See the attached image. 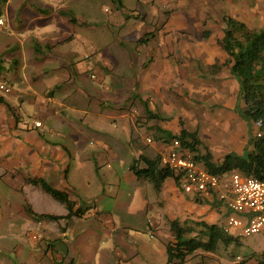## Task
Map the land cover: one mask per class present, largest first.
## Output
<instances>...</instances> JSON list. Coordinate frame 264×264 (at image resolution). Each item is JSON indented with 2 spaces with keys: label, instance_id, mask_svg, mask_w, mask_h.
<instances>
[{
  "label": "rangeland",
  "instance_id": "obj_1",
  "mask_svg": "<svg viewBox=\"0 0 264 264\" xmlns=\"http://www.w3.org/2000/svg\"><path fill=\"white\" fill-rule=\"evenodd\" d=\"M39 7L61 16L63 20L51 22H65L61 28L66 40L71 34L67 27L83 22L70 43L75 44L70 54L47 51L41 38L48 33L31 37L24 29V21L41 14ZM0 10L4 19L0 86L6 84L10 93L16 92L0 89L10 108L6 110H18L26 121L36 117L45 121L47 146L65 157L56 161L54 171L39 176L55 187L66 186L79 205L89 208L84 217L68 219V235L61 223L32 217L26 211L30 199L38 212L67 209L39 187L34 193L25 189L27 196L21 184L33 172H27L25 165L14 177L2 168L1 159L0 264H166L171 218L188 212L194 220L225 222L224 206L199 202L177 183L175 193L184 202L166 188L170 195L159 198L170 214L164 216L155 204L154 185L136 179L130 165L138 152L149 157L159 154L158 146L165 142L158 139L156 127L171 134L188 129L203 142L200 151L205 152L206 146L216 162L230 152L252 149L249 133L257 130V124L248 123L239 112L244 105L239 83L224 63L227 55L217 38L223 35L225 14L264 29V0H122L121 9L115 0H0ZM63 10L79 19L71 21ZM207 31L210 37L205 36ZM151 32L149 42L138 43ZM46 51V61L32 67L33 55ZM48 55L59 67L64 66L61 60L72 65L53 72ZM94 61L107 62L110 68L105 73ZM70 88L71 98L57 99ZM147 107L161 119H149ZM3 148L1 141L0 158ZM263 252L264 232H260L242 235L240 244L216 252L199 250L185 264H233L247 257L256 264L251 254Z\"/></svg>",
  "mask_w": 264,
  "mask_h": 264
},
{
  "label": "trees",
  "instance_id": "obj_2",
  "mask_svg": "<svg viewBox=\"0 0 264 264\" xmlns=\"http://www.w3.org/2000/svg\"><path fill=\"white\" fill-rule=\"evenodd\" d=\"M7 2V0H3ZM118 7L122 8V0H115ZM63 15L69 16L71 21L76 22V18L69 11L63 10ZM1 16V10H0ZM225 24L223 35L217 38V42L227 57L225 65L230 73L239 83V99L244 102L240 108L243 118L248 122H255L257 130H250L249 144L252 149L244 154L230 152L225 155L221 162L213 159V153L205 146V152L200 151L199 146L203 142L196 134L186 128H182L179 134H171L170 131L156 127L158 139L166 144L177 139L183 148L193 153L194 158L202 162L207 170L215 174H224L230 171H238L245 176H253L264 180V29L252 28L245 21L225 14L223 18ZM210 31L205 33L210 37ZM154 36L151 32L139 38L138 43H147ZM0 64L1 58H0ZM1 67L0 69H2ZM0 96V101H3ZM12 109V108H11ZM14 110V109H12ZM149 119H161L157 113L150 108L146 109ZM15 112V111H13ZM161 154L149 157L140 154L130 165V170L139 180L149 181L154 185L157 192H161L167 178H174L180 186V179L173 168L164 166L160 161ZM27 183L40 187L50 194L55 200L65 205L68 210L67 215L54 213H39L28 203L26 211L36 219H49L60 223L65 220L62 226L67 230L68 219L73 217H84L89 208L79 205L70 194L62 189L56 188L44 177L26 178ZM196 200L202 203H210L201 197ZM217 204L216 201L211 202ZM172 239L166 242L167 263L185 264L189 256L196 254L199 250L205 252H216L220 247L229 248L233 244H240L241 237L233 236L223 229L219 223H210L206 220H185L173 219L169 221ZM250 257H255L256 264H264V252L261 255L252 253ZM249 257L235 261L233 264H250Z\"/></svg>",
  "mask_w": 264,
  "mask_h": 264
},
{
  "label": "crops",
  "instance_id": "obj_3",
  "mask_svg": "<svg viewBox=\"0 0 264 264\" xmlns=\"http://www.w3.org/2000/svg\"><path fill=\"white\" fill-rule=\"evenodd\" d=\"M39 8H40L39 11H41V14H36L37 17L33 14L30 19H27L26 21H24V24H23L25 26L24 29L29 30L31 37H33L34 35H42V34L48 33V37H42L41 38V40L43 39L42 41H44V43H45V47H46L47 51L51 50L53 52H58L60 54H63L64 52H66L68 54L70 51L74 50L75 44L71 46L70 43L73 44V42L76 40L77 37H76L75 33L78 30L77 26L79 23H83V22L78 21L79 23L77 25H75L74 27H70V28L67 27V33L71 32V34L70 33L68 34V39L66 40L64 38L65 29L61 28V25H63L65 22L60 21V22H62V24H60L59 22H57L56 24H53L51 22L53 18H56L58 20H63L61 18V16L60 17H54V15L52 13H50L49 10H46V8H42V7H39ZM77 19H79L78 16H77ZM44 26H46V29L44 28ZM37 39L38 38H35V40H34L35 45L40 43ZM82 39L86 40L87 44L89 43L88 38L83 37ZM78 41H81L83 43L82 40H78ZM17 46L19 47V45H17ZM47 51L43 52V54H41L40 56H37L34 53L35 55H33V59H31V62H30V64H32L31 66L39 68L40 65L38 64L39 63L38 61H46L45 56L47 54ZM15 53L16 52H14L12 55L16 56ZM14 59H15V62H17V60H18V63H19L20 58L16 57ZM46 59L49 61L50 66H52L51 70L53 72H55L56 69L61 70L62 68H66V66H65L66 64H68L70 66L72 65L67 60H61L62 64H64V66L61 65L59 67L60 64L58 62H57V64L54 63L55 58H53L52 55H48V57ZM27 61L28 60H26V61L21 60L20 63H26ZM93 64L98 65L99 67H102L103 70L104 69L107 70L106 67H109L108 66L109 63H107V62L103 63L101 61H94ZM105 70H104V72L106 73ZM80 72H77V73L80 74ZM21 77H22V75L17 80H22ZM71 80H70V83L77 84L76 80H72V81ZM55 86H57V84ZM61 89H62V87L59 88V90H61ZM77 89L80 90V88H77ZM13 93L15 94L16 92H12L10 94H13ZM54 94H55V92L53 93V96H55ZM1 96H2V94H1ZM2 97L4 98L3 101H0V143L2 141V143L4 145V148H3L4 153L2 154L3 157L0 158V160L2 159V162H3L2 168H4L6 170L5 171L6 173L11 172L12 176L15 177L20 171H24L25 165H26V167L28 166V168H29L27 172H29V170L31 172H33V173H30L29 176H31V177L38 176V177H44L45 179H47L45 176H39V174L42 171L43 172L54 171V168H56V166H57V165H54L56 163V161L63 159L65 156L63 155V153L57 154L56 149L50 150L49 145L47 146V142L45 139L46 134L44 133V131H42V128L45 125V121H43L40 117H36L35 121L40 120L42 122V126L36 127L35 121L34 122L26 121V119L18 112V110L17 111L14 110L15 112L7 111L6 109H10L8 107L9 105L6 101L5 95ZM71 97H72L71 88H70L69 92H68V90L67 91L62 90V92H60V96L57 95V99H59L61 101H65V99H69ZM22 101H24V99ZM10 106H11V108H16V107L12 106L11 104H10ZM42 110H44L43 112L46 111L45 108ZM49 113H55V112H49ZM136 113H138V112H136ZM41 115L44 116L42 118H45L44 113H42ZM52 115L53 114H51V116ZM53 116L56 119V115H53ZM138 129H140V128H138ZM160 143H161V147L158 146L159 151H160L159 154H161V152L168 149V144L165 143V145H164V144H162V142H160ZM140 154H143L142 151L136 153L135 159ZM59 175L62 176V173H59ZM170 178L171 177L167 178V180L164 182L161 192H157L155 190L158 193L157 201L155 200V204L157 205V207L159 209L162 208L164 216L170 215V214L166 210L163 209L164 205L162 204V202H160L159 198H161L160 195H162V197H165V198L167 197L166 195H168V196L170 195L169 193L166 192V188H170L172 191H174L173 192L174 198L180 199V202H182V201L184 202V200H183L182 196L179 194V192L177 194L175 193L174 189L177 188V185H176V181L174 180V178H172L173 181L171 183H169V184L167 183V181ZM142 181H145V180H142ZM21 185H23L21 187L22 188L21 191H23V192H25V189H28V191L30 190L31 192L34 193L36 187H38V186L27 183L26 179L23 181V184H21ZM56 188H59V187H56ZM65 188L66 189H63V188H59V189L67 191L70 194L71 198L75 199L76 195L75 196L73 195L74 192L72 190H68V188L66 186H65ZM28 191H27V193L25 192L27 194V196L29 195ZM36 195L37 194H35V196ZM40 197H42V196L40 195ZM35 198H36V200H38L37 197H34L33 199L35 200ZM75 200L78 201L77 199H75ZM30 202H28V203H30L33 206L31 199H30ZM160 204H162L163 206L161 207ZM33 208H34V206H33ZM162 211L160 210V212H161L160 215L162 214ZM226 212H227V209H226ZM39 213H54V214H58V215H67L68 210H63L62 213H59V212H39ZM171 214H173V213H171ZM182 214L183 213L180 212L181 217L174 216L170 220H173V219L185 220V219L189 218L188 212L185 213V216L183 214V217H182ZM197 220H206L210 223H215V222L208 220L207 218H200ZM52 222H55V221H52ZM56 223H58V222H56ZM60 223L62 226L65 225V220H61ZM62 226H61V229H62ZM69 230L70 229L68 227L66 231H63L64 234L68 235ZM25 232H28L27 228H25ZM171 239H172V237H171ZM165 247H166V243H165Z\"/></svg>",
  "mask_w": 264,
  "mask_h": 264
},
{
  "label": "built area",
  "instance_id": "obj_4",
  "mask_svg": "<svg viewBox=\"0 0 264 264\" xmlns=\"http://www.w3.org/2000/svg\"><path fill=\"white\" fill-rule=\"evenodd\" d=\"M1 25H4L2 16ZM0 89L5 93L12 91L6 84H1ZM35 126H42V122L36 120ZM160 161L162 165L173 168L186 193L216 201L227 209L225 222L221 224L225 232L236 237L264 232V180L235 170L224 174L212 173L177 139L161 152Z\"/></svg>",
  "mask_w": 264,
  "mask_h": 264
}]
</instances>
